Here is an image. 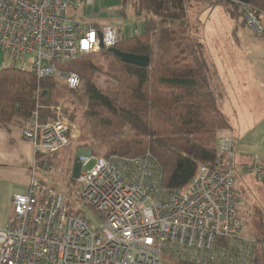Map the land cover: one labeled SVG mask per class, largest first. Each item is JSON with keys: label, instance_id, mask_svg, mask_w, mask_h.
I'll return each instance as SVG.
<instances>
[{"label": "built area", "instance_id": "1", "mask_svg": "<svg viewBox=\"0 0 264 264\" xmlns=\"http://www.w3.org/2000/svg\"><path fill=\"white\" fill-rule=\"evenodd\" d=\"M96 2L0 0L3 67L77 88L78 74L55 63L113 47L121 36L110 20L90 12ZM241 5L245 24L263 34L264 10ZM51 108L53 121L39 122L34 111L22 129L34 151L31 178L28 191L12 197L14 218L0 228V264H254L253 242L241 235L235 209L232 136L218 133L213 166L200 165L186 187L173 190L163 186L149 154L82 152L73 184L79 204L69 208L61 192L36 178L37 165L45 167L48 155L69 143L67 119L59 106ZM245 170L264 183L259 156Z\"/></svg>", "mask_w": 264, "mask_h": 264}, {"label": "trees", "instance_id": "2", "mask_svg": "<svg viewBox=\"0 0 264 264\" xmlns=\"http://www.w3.org/2000/svg\"><path fill=\"white\" fill-rule=\"evenodd\" d=\"M192 1L121 0L123 6L129 2L135 15L143 14V28L141 33L120 36L114 47L148 56L145 67L122 62L108 48L67 63H55L58 70L79 76L77 88L61 84L78 99H85L83 118L89 137L98 141L108 155L149 154L160 168L163 186L170 190L186 187L200 165L213 166L217 134L230 129L227 117L217 106L218 96L211 85L202 44L187 34L184 24ZM222 1L236 26L245 25L242 5L217 0ZM248 5L256 12L264 10V0H250ZM98 53L112 55L117 64L111 91L93 81L101 68L90 57ZM156 55L157 65L153 61ZM59 81L55 76L37 78L30 70L2 67L0 126L24 128L34 111L39 122L53 121L56 113L49 107L54 105L55 94H60ZM69 179L70 188L74 178Z\"/></svg>", "mask_w": 264, "mask_h": 264}, {"label": "rangeland", "instance_id": "3", "mask_svg": "<svg viewBox=\"0 0 264 264\" xmlns=\"http://www.w3.org/2000/svg\"><path fill=\"white\" fill-rule=\"evenodd\" d=\"M211 1L193 0L187 6L184 24L187 34L202 44L210 68L211 85L218 96L217 106L230 121L233 147L237 154L239 152L234 159L233 187L237 196L236 214L243 220L242 231L256 228V223L264 229V183L253 172L243 169L249 155L260 151L263 146L260 136L264 130V33H258L246 24L235 28V20L224 10V2L213 0L211 4ZM109 3L111 5L105 8V13L111 14L109 19L121 36L133 34V29L134 33H141L143 14L135 15L129 2L124 6L121 0H109ZM90 60L101 68L94 74L93 81L107 90H113L115 80L112 74L117 70V64L112 55L98 53ZM153 61L158 64V55ZM226 68L233 72L230 83L226 79ZM61 83L60 79V94H55L54 105L51 106H59L70 125L69 143L48 155L49 165H37L36 178L61 192L64 202L73 208L79 204L73 184L69 188V174L75 158L81 152L97 156L108 154L98 141L89 137L83 118L85 99H78ZM226 89H230L232 97L226 95ZM125 133L131 134L128 131ZM41 158L38 157V160ZM92 164L93 161L89 165ZM85 212L93 217L86 208Z\"/></svg>", "mask_w": 264, "mask_h": 264}, {"label": "crops", "instance_id": "4", "mask_svg": "<svg viewBox=\"0 0 264 264\" xmlns=\"http://www.w3.org/2000/svg\"><path fill=\"white\" fill-rule=\"evenodd\" d=\"M108 1L97 0L95 5L90 9V12H94L97 18L110 20L109 15L111 14L105 13V8L111 5L110 3L107 4ZM237 27L235 24V28ZM213 47L215 46L213 45ZM7 63V60H3L2 50L0 49V69L4 65H7ZM232 75L233 72L226 68L228 83H230ZM226 95L232 97L230 89H226ZM22 129V127L16 125H11L8 128L0 126V228L4 227L14 218L12 209L13 195L16 193H26L29 187L31 178L30 169L34 158V151L32 144L23 137ZM218 133L232 136L230 129H225ZM260 141L263 144L262 148L260 147V151H257L255 154L249 155L248 162L245 161L243 163L244 170L255 156L260 157L261 163L264 166V130L261 133ZM261 150L263 151L261 152ZM236 155L238 156L239 152ZM48 163L50 164L49 158ZM255 226L257 227L250 231L243 232L242 229L240 233L243 237L251 239L253 242L254 264H264V229L257 223Z\"/></svg>", "mask_w": 264, "mask_h": 264}, {"label": "water", "instance_id": "5", "mask_svg": "<svg viewBox=\"0 0 264 264\" xmlns=\"http://www.w3.org/2000/svg\"><path fill=\"white\" fill-rule=\"evenodd\" d=\"M241 4H248L250 0H232ZM109 52L115 54L116 56L119 57V59L122 62L126 63H131L137 66H142L145 67L149 64V57L145 55H138L134 53H129V52H122L116 47H109L107 49ZM80 172V162L78 161V158H76L72 164V169H71V176L72 178H76L79 175Z\"/></svg>", "mask_w": 264, "mask_h": 264}]
</instances>
